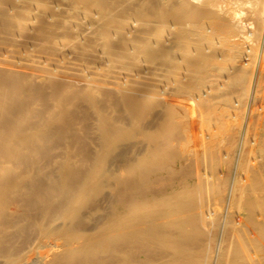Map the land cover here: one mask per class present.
<instances>
[{"label": "bare ground", "instance_id": "obj_1", "mask_svg": "<svg viewBox=\"0 0 264 264\" xmlns=\"http://www.w3.org/2000/svg\"><path fill=\"white\" fill-rule=\"evenodd\" d=\"M59 7L0 0V264H264V0Z\"/></svg>", "mask_w": 264, "mask_h": 264}, {"label": "rangeland", "instance_id": "obj_2", "mask_svg": "<svg viewBox=\"0 0 264 264\" xmlns=\"http://www.w3.org/2000/svg\"><path fill=\"white\" fill-rule=\"evenodd\" d=\"M75 1L76 0H60V7H59V10L58 11L60 13L64 14V15H66V23L67 24L70 23V21L72 19H74L75 16H76V14H77V10L74 7ZM92 30H93V28L92 29H88L87 32H91ZM74 32H76V31L74 30ZM186 33H187V29L181 30V35H185ZM120 34H123V33H120ZM120 34H118L114 40H118L119 38H121ZM134 34L135 33H132L131 35H134ZM72 37H74V35H71V34L70 35H67L66 38H65V40H69ZM171 39H172L171 37H167V38L162 37V39L159 40V43L160 44H165V43H168L169 40H171ZM182 54H185V51L182 52ZM127 58L129 60H131L132 54H128ZM147 63L148 62H146V61L145 62L142 61V63L139 65V67L135 71L136 72H139V73H146ZM128 65H130V64H127V67L126 68L130 70V67ZM143 88H144V86L142 87V89Z\"/></svg>", "mask_w": 264, "mask_h": 264}]
</instances>
